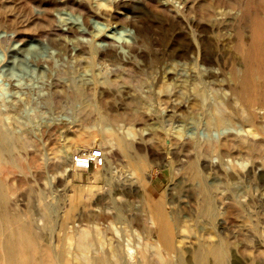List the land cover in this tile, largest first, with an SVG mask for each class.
<instances>
[{
    "label": "bare ground",
    "instance_id": "obj_1",
    "mask_svg": "<svg viewBox=\"0 0 264 264\" xmlns=\"http://www.w3.org/2000/svg\"><path fill=\"white\" fill-rule=\"evenodd\" d=\"M6 1L0 0V54L17 57L19 43L40 42L44 36L60 39L57 61L49 63L38 51L34 57L30 56L32 59L47 63L46 67L59 68L63 63L58 61L65 54L72 63L63 66V73L55 83L46 85V89L21 80L15 83L0 71V264H239L240 260L252 263L257 255V252L252 254L253 249L262 250L264 245L263 229L246 214L247 203L240 198L242 194L231 187L227 188L228 192L220 189L216 179L208 178L206 169L209 157H216L223 169L233 164L229 160L234 153L242 154L244 149L255 160L261 159L259 164L264 167V154H261L264 148L263 15L252 22L251 38L239 37L237 45L234 44L241 52V60L233 59L229 68L222 69L221 83L210 85L200 70L199 59L204 52L196 34L200 21L195 16L187 19L193 30L188 46L182 49L172 46L160 53L152 51L147 28L137 23L146 2L154 1L178 17L188 6L194 7L197 0H31L32 16L45 20L40 26L32 16L23 15L24 18L16 20L17 16L7 11ZM223 14L212 8L206 17L214 23ZM73 16L81 18L80 25L69 22ZM92 19L101 21L103 26L93 27ZM118 27L120 31L114 30ZM184 59L192 64L189 83L179 76L176 68V64L185 63L181 61ZM147 68L153 71L150 73ZM127 83L133 84L135 92H129ZM8 84L13 90L7 98L2 96L1 87ZM170 101L193 103L199 110L193 119L207 128L205 138L195 134L188 144L195 156L185 154L188 161L184 167L192 185L191 193L179 198L180 208L169 210L166 202L158 199L148 204L147 211L136 213L131 200L120 199L113 191L99 207L80 197L81 194L62 199L45 191H39L37 202H32L34 186L28 176L37 180L40 173L32 169L28 159L41 150V145L30 135L35 130L31 123L39 113L24 115L28 104H64L73 108L80 118L101 123L100 131L105 134L97 147L104 151L102 142H108L119 148L131 166L129 184L141 182L146 193L153 195L146 178L147 148L141 144L148 139L145 126H149V120L164 116L167 110L161 105ZM115 104L119 105L115 107ZM16 107L22 114L8 120V111ZM136 121L144 125L137 127ZM226 133L229 137L223 138ZM81 144L74 139L68 148L76 149ZM257 149L260 151L256 152ZM65 151L59 155L60 163L64 162ZM53 166L47 160L43 170L48 174ZM16 173L30 186L28 190L16 191L12 184L18 179ZM111 181L108 177L110 186ZM26 196L29 205L18 208L19 201ZM186 208L189 212L181 214ZM231 214L241 217L250 234L245 235L244 228V238L224 234L225 225L234 223ZM186 217H193L196 223L206 218V224L214 230H202L203 227L196 230L195 223L189 225ZM231 243L235 245L233 252Z\"/></svg>",
    "mask_w": 264,
    "mask_h": 264
},
{
    "label": "rangeland",
    "instance_id": "obj_2",
    "mask_svg": "<svg viewBox=\"0 0 264 264\" xmlns=\"http://www.w3.org/2000/svg\"><path fill=\"white\" fill-rule=\"evenodd\" d=\"M6 4L7 11L11 15L15 17L17 16L16 20H21L22 17L24 18L23 15L32 16L33 3L31 2V0H7ZM143 6L144 7L142 8L140 15L137 17V23L147 28L150 39L152 41L151 48L153 52L160 53L168 47L172 48V46H177L179 49L187 47L188 43H190L193 33V30L190 24L187 22V19L193 18L195 16L198 21H200L196 30V34L198 36L200 44L203 47L204 52L199 59V63L201 66L200 70H202L203 77L210 85H217L218 83H221L220 80L223 77L221 75V72H223L222 69L229 68L233 59L241 60V52L237 51V48H235L238 38L240 37L239 39L245 38L249 40L252 35V26L255 23V19L263 17L262 20L264 21V0H197L194 7L188 6V8L185 10V13L178 17H175L170 9L160 7L154 1L146 2V4ZM212 8L215 10H221V12L224 13L223 16L220 15L214 23L209 22L206 17L212 10ZM258 13L259 15H257ZM32 17L33 21L36 22L38 26L42 25L45 21L42 17ZM11 22L15 24V21L12 20ZM69 22L80 25L81 18L77 19L75 16H73L69 20ZM252 22L254 23L252 24ZM92 25L93 27H98V25L103 26V23L97 19H92ZM120 28L121 27L114 28V30L120 31ZM237 29L239 31L241 30V32H239ZM40 39V42L34 43L25 40L24 44L19 43L20 41H17L21 46L17 53V57H13V54L11 53H1L0 71L15 83L21 80L23 82H30L32 85H38L42 89H46V85L49 86L55 83L59 77V74L63 73L62 67L71 64L72 60L69 56L65 54L62 55L58 62H62L63 65L59 68H57V66L46 67L45 65H47V63L43 64L42 62L39 63L38 61H35L30 56L34 57V54L37 51L44 57V59L46 58L49 63L51 61L56 62L58 59L56 53L58 51L60 39L50 40L44 36ZM181 61H185V63H183L182 65L176 64V68L181 73V75L179 73V76L185 80L188 78L190 79L192 76L190 74L193 73L191 69L192 64L190 63L189 59H184ZM169 62L172 61L170 60ZM151 71L153 70L150 68L149 72L151 73ZM136 72L137 75L141 76L140 71V73L138 71ZM119 74L123 75V73ZM189 79L186 81L188 82ZM172 80L175 81V79ZM218 80L219 82H215ZM127 84V87L130 88L129 92H135V87L133 86V84ZM12 90L13 86L9 84L2 86V96L5 95V97L8 98ZM63 105L64 104L59 105L54 103L51 106H47L41 102H35L28 104L26 107V111L24 114L26 116H33L36 113H39V117L37 119H34L31 123L32 127H35V130L30 133L31 137H34L37 141H39V144L41 145V150L36 154L31 155L28 159L30 164L32 165V169L35 171H39L40 173V177L37 180H34L30 176V174L28 176L31 184L34 186V191L32 192V202H37L39 191H45L51 197H59L60 195L59 198L62 199H65V197L71 198L73 196H78L79 194H81V196L79 195L80 197L94 202L95 205L99 207L102 206V204L106 201V197L109 195V193L111 195V191H113L117 193L120 199L128 198L129 200H131L133 207L135 206L133 209L134 212L142 213L144 211H147L148 204H152V202L157 201L158 199H163L166 202L168 209L174 210V207H179V205H177L179 198H183L182 196L191 193L190 185H192V183L187 178L189 173L184 167L186 166V163L188 161V156H185V154H191L190 156L194 157L195 152H192V149L188 146L190 139L195 136L205 138L204 133L207 134V128L205 124L193 119V117L199 112V110L196 106L193 105V103L186 102L177 104L176 102L171 101L169 103H164L161 106L165 107L168 112H166L164 116L162 115L164 118L160 116V118L149 120V126H145L149 131L147 134L148 139L142 142L141 145L147 148L146 166H148L146 168V178L151 183L150 187L153 189V195H148L146 193L147 189H144V185L141 184V182H138V184H132L133 186L129 184L127 180L129 179L132 170L130 163L128 162V157L121 150H119V148L117 149L116 146L113 147L112 144L108 142H102L104 145V152L106 151V162L104 165L84 166L73 163L71 161V158L74 153L97 147L96 144L104 139L103 136L105 132L103 134L100 131L101 123H92L90 122V118H80V116L73 108H69L67 105ZM117 105L119 104H115L113 106L116 107ZM125 106L127 108L133 109L137 107L136 105H124L123 107ZM141 108L142 107H140L139 109ZM18 109L19 108L17 107L10 108V110L8 111V117L10 118H8V120H11L14 117L16 118L17 116L22 114ZM139 122L140 121L135 122L137 124V127L144 125ZM181 125H183L184 130L182 129ZM176 126L180 130H182V133L186 132L185 135H181L182 137L184 136V138H180V134L182 133ZM178 130L179 132L176 133V131ZM188 132L189 135H186L188 134ZM175 133L178 135V137ZM223 135V138L229 137L227 133ZM74 139L80 140L83 145H78V148L69 150L68 145ZM148 146L150 148H148ZM260 149H257L255 151H260ZM63 150L67 151H65L64 153V162L60 163L59 155ZM236 153H234V155L230 157V160H234L230 161L229 158L227 159L229 160V162H233V164L229 163L227 165V168H223L224 170H228L230 176L226 174L227 171L224 172L222 167L218 166V159L216 157H209L210 162L207 167L208 169H206V172L209 174L208 178L216 179L219 183V187L221 186L220 189L222 190H227L228 187L237 189L238 193L240 195L242 194L241 196L239 195L240 198H242V200L244 199L243 201L247 203L245 207V211L247 213H245L248 215L250 214V217L254 220V222L258 221L257 223L258 226L260 224V230L263 229L262 231L264 232V167L263 165L259 164V162H261L262 160H259L258 158H256L255 160V158H252L248 153V149H244L242 154H240L239 152ZM262 153L264 154V148L261 149V154ZM244 154L246 155L244 156ZM47 160L50 163L54 164L53 168H50L48 174L43 170ZM243 160H245V162H243ZM247 160L250 162H248ZM238 161H240V163ZM241 161L243 162V164H245L243 165ZM246 166L248 167L245 168ZM183 167L185 170H183ZM243 169L245 171H243ZM239 172H241L240 176ZM16 174L19 175L18 179L12 182V184L15 186L14 188L16 189V191L19 190L20 192L23 190H28L30 186L28 184H24L20 180V173ZM243 174H246V176H244ZM108 177L112 180L111 186L109 185ZM20 182H22V184ZM20 187L22 189H20ZM110 187H112L113 189ZM226 192H228V190ZM244 194L245 197H248L247 199L244 197ZM24 201L26 204L24 203ZM29 203V198L28 196H26L23 201H19L18 208H27ZM249 204L251 205V207L248 206ZM253 209L255 211H253ZM188 212L189 211L187 208L181 210V214H185ZM234 215L231 214V218L233 219L234 223L229 222L230 224L225 225L226 231L224 230V234H226L227 232L228 236L230 235L231 238H234L237 235H240L238 238H244V231H246L245 235H248V233L250 234V231L246 230L248 228L246 226L244 228V226L242 225L241 219H239L241 217ZM235 217L237 218L235 219ZM254 217H256V219ZM189 218L186 217V219L190 223L189 225L193 226V224L195 223L194 226L196 227V230H200L202 229V227L204 228L202 230H214V228L210 227L209 223L206 224L208 222L206 218H202L203 221H201L200 219L198 223H196V220L193 219V217H191L190 219ZM240 223L242 226L239 225ZM262 223L263 225H261ZM234 224H236L237 226ZM241 229L243 232L239 233V231L241 232ZM138 230L140 229L138 228ZM233 230L235 233L233 232ZM217 233L219 232L217 231ZM214 238L217 239V236H215ZM233 245V243L230 244V250L232 252L234 251L233 247H235V245ZM255 252H257V255H255L252 263H245L243 260H240V262L238 263L264 264V245L262 250L255 251V249H253L252 254H254Z\"/></svg>",
    "mask_w": 264,
    "mask_h": 264
},
{
    "label": "built area",
    "instance_id": "obj_3",
    "mask_svg": "<svg viewBox=\"0 0 264 264\" xmlns=\"http://www.w3.org/2000/svg\"><path fill=\"white\" fill-rule=\"evenodd\" d=\"M71 161L77 165H95L102 166L106 162V156L100 147H94L83 150L72 155Z\"/></svg>",
    "mask_w": 264,
    "mask_h": 264
}]
</instances>
